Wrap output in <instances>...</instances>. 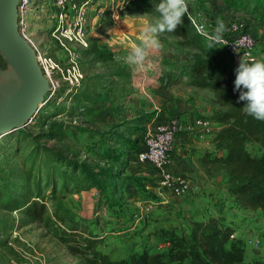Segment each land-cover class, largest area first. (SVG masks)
Masks as SVG:
<instances>
[{
    "label": "rangeland",
    "instance_id": "obj_1",
    "mask_svg": "<svg viewBox=\"0 0 264 264\" xmlns=\"http://www.w3.org/2000/svg\"><path fill=\"white\" fill-rule=\"evenodd\" d=\"M54 1L35 0L29 32L46 60L53 83L58 86L54 92L46 94L33 120L21 129L28 138H18L15 133L19 130L0 137V140L17 141L19 145L20 153L9 163L15 164L18 171L24 170V156L31 153V141L35 140L40 147L60 152L91 169L109 168L119 175L122 182L111 204L100 199L96 189L62 192L60 185L57 187L62 202L96 233L100 239L98 249L112 259L143 249L163 252L167 243L160 236V229H188L197 213L207 217L218 210L222 215L218 217H222L225 224H232L235 238L242 240L245 262L264 261L263 209L241 208L221 192L215 202H207L208 197L200 196L204 205L196 210L186 202L194 193L192 179L189 195L177 198L161 183V172L137 160L139 144L154 112L140 114L139 107L147 105L149 99L144 96L137 80L139 76H136L141 69L138 67H144V63H130L127 58L132 44H137L133 24L139 22L143 26L146 22H155V18L125 11V0H80L87 2L88 34L85 46L71 45V51L75 52L72 59L50 36L56 24L52 18L56 11ZM186 2L190 13L200 12L203 23L226 24V20L234 16L250 18L247 9L226 11L223 0ZM255 23L258 26L252 32L264 50V25ZM118 33L129 40L121 39L119 43L115 39ZM157 36L160 47L149 49L156 54L163 52V58L160 56L162 59L156 62L153 58L146 66H174L180 62L185 67L195 58L193 51L177 47L173 37ZM94 48L111 52L112 59L96 60L88 54ZM165 54L168 57H164ZM117 56L121 59L117 60ZM74 64L75 70L72 69ZM75 78L78 84L72 85ZM77 96L80 103L75 100ZM124 122L137 123L126 124L132 128L123 132L124 140L108 141V134L125 129ZM50 132L56 135L48 137ZM247 150L254 156L260 154L256 145H248ZM2 151L5 148L1 147L0 153ZM4 156L5 153L0 154V161ZM36 172L35 169L34 174ZM48 193L44 196L49 197ZM195 195L198 198L199 195ZM45 202L47 213L51 215L52 204L48 199ZM22 209L0 208V264H84L41 222L29 219Z\"/></svg>",
    "mask_w": 264,
    "mask_h": 264
},
{
    "label": "trees",
    "instance_id": "obj_2",
    "mask_svg": "<svg viewBox=\"0 0 264 264\" xmlns=\"http://www.w3.org/2000/svg\"><path fill=\"white\" fill-rule=\"evenodd\" d=\"M223 1L233 11L249 10L250 18L247 20L264 21V0ZM159 2L125 0L124 10L156 19L159 13L155 12L154 5ZM198 14V11L190 13L191 16ZM210 26L209 38L198 34L185 13L182 23L175 29L163 30L158 34L173 37L177 47L196 54L191 62L189 83L195 88L212 92L214 97L216 108L210 120L221 127L211 139L214 151L199 154V163L213 166L217 172L224 174L226 192L236 205L264 210V120L248 114L243 108L244 102L238 101L239 91H234L235 68L238 65L232 62L220 43L227 34L223 30L221 39L215 40L213 37L218 26L212 23ZM88 54L98 61L112 59L111 52L107 50L94 48ZM0 67H5L3 59H0ZM75 100L81 102L79 96ZM135 123L124 122L125 131L110 133L107 140L119 142L123 139V132L132 128L126 124ZM15 135L28 138L26 132L21 130ZM55 135L50 132L47 136ZM31 145V153L23 159L25 168L18 171L15 164L9 163L20 153L17 141L0 140V148H5L0 153H5L3 161H0V208H23L29 219L41 222L58 242L66 246L70 254L78 256L84 264H264V261L257 260L245 262L242 240L230 239L235 230L225 224L222 217L193 219L188 229L178 231L160 229L159 234L167 243L163 252L143 249L123 258L112 259L98 249L100 239L96 233L62 202L63 197L57 195V187L60 185L62 192L96 189L99 198L111 204L115 202L114 194L122 182L119 175L109 168L91 169L87 164L78 163L60 152L40 147L35 140L31 141ZM139 145L137 153L142 149L143 139ZM248 145L258 146L260 154L252 155L247 150ZM27 162L29 164L26 166ZM47 191L49 197L44 196ZM45 199L52 204L51 215L47 213Z\"/></svg>",
    "mask_w": 264,
    "mask_h": 264
},
{
    "label": "built area",
    "instance_id": "obj_3",
    "mask_svg": "<svg viewBox=\"0 0 264 264\" xmlns=\"http://www.w3.org/2000/svg\"><path fill=\"white\" fill-rule=\"evenodd\" d=\"M34 4L35 0H19L17 7V27L21 37L36 52L39 65L49 83V92H54L58 85L53 83L48 67L46 66V60L42 58L39 47L33 41L32 34L29 32V18L33 13ZM86 5L87 2H81L80 0L54 1L56 11L52 18L55 19L56 24L50 36L57 40L61 49L67 52L72 59L75 58V52L71 51L73 50L71 49V45H86L85 40L88 34ZM186 15L189 17L195 31L209 38L210 23H203L200 14L191 16L187 10ZM234 17L228 18L226 24H223V30H225L227 36L220 40L221 45L226 49L232 61L238 65L240 59L252 62L254 58H264V50H262L252 32V29L258 26L255 22L264 25V21L254 20L253 18V20H245ZM124 39L129 40L128 37H124ZM75 68L76 65H72V69L75 70ZM74 82H71V84L77 85L78 79L75 78ZM34 117L35 115L29 122ZM151 126L153 127L148 128L150 127L149 125L146 128L143 136L142 149L137 153V160L140 163L149 164V166L161 172L163 174L161 183L170 189L175 197L182 198L191 191V180L186 176L179 174L172 175L164 170L177 137L181 134L191 135L196 139H202L206 136L213 137L220 129V124L199 116L186 120L177 117L167 123H155ZM235 236L236 232L230 235V239H234Z\"/></svg>",
    "mask_w": 264,
    "mask_h": 264
},
{
    "label": "crops",
    "instance_id": "obj_4",
    "mask_svg": "<svg viewBox=\"0 0 264 264\" xmlns=\"http://www.w3.org/2000/svg\"><path fill=\"white\" fill-rule=\"evenodd\" d=\"M224 8L226 11L236 12L226 7V5ZM216 24L219 26V22ZM133 25V33L136 34L137 44H142L143 26H141L139 22ZM113 30L116 29L114 28ZM120 33L116 34L117 36L115 38L119 40V43L121 39L123 41L124 37H127H122ZM146 51L147 55L143 61L144 67H138L141 69L137 71L136 76H139L137 80L140 82L139 84L144 96L149 98L147 105L139 107L140 114L144 115L154 112V118H151L152 120L150 119L151 121L148 126L154 125L155 123H167L171 119L177 117L183 120L199 116L211 119L212 111L216 108L212 92L195 88L189 83V71L193 60L185 67L184 65H180V62L174 66L161 67L154 65L149 67L146 66L147 61L152 62L151 59L153 58H155V62L162 59L163 56H161V54L163 52L156 54L153 49L149 48ZM164 57H168L167 54H165ZM149 65H151V63H149ZM219 127H221V125ZM211 139L212 137L208 136L202 139H196L191 135H179L165 166V172L172 175H183L193 180L195 186L193 188L194 193L190 198L186 199V202L192 205L196 210L204 205L200 196L203 195L208 197V199H206L207 202H215L221 192L227 194L224 174L217 172L213 166H202L198 161L199 154L205 151H214V145L211 143ZM195 194L199 195L198 198H195ZM188 195L189 193L187 196ZM196 215L194 219L198 220L222 216L218 210L207 217L201 215L200 212ZM228 225L232 226V224L229 223Z\"/></svg>",
    "mask_w": 264,
    "mask_h": 264
},
{
    "label": "water",
    "instance_id": "obj_5",
    "mask_svg": "<svg viewBox=\"0 0 264 264\" xmlns=\"http://www.w3.org/2000/svg\"><path fill=\"white\" fill-rule=\"evenodd\" d=\"M18 4L0 0V137L23 129L49 92L35 50L19 34Z\"/></svg>",
    "mask_w": 264,
    "mask_h": 264
},
{
    "label": "clouds",
    "instance_id": "obj_6",
    "mask_svg": "<svg viewBox=\"0 0 264 264\" xmlns=\"http://www.w3.org/2000/svg\"><path fill=\"white\" fill-rule=\"evenodd\" d=\"M159 13L155 22H146L142 27V44H132L127 58L130 63L143 64L147 48L160 47L157 34L163 30H173L182 23V17L188 10L186 0H160L154 5ZM223 22H219L215 40L221 39ZM212 46L210 45V48ZM134 53V55H132ZM117 60L121 57L117 56ZM239 91L238 101H243L244 110L257 119L264 120V58H254L252 62L240 59L235 68L234 91Z\"/></svg>",
    "mask_w": 264,
    "mask_h": 264
}]
</instances>
